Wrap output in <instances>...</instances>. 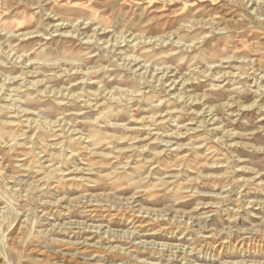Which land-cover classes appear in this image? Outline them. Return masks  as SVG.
I'll return each instance as SVG.
<instances>
[{
	"label": "rangeland",
	"instance_id": "374dc122",
	"mask_svg": "<svg viewBox=\"0 0 264 264\" xmlns=\"http://www.w3.org/2000/svg\"><path fill=\"white\" fill-rule=\"evenodd\" d=\"M252 2L0 0V264H264V11ZM57 17L108 26L111 45L85 42L91 28L53 33ZM130 55L171 67L187 88L134 72ZM221 69L230 75L214 80ZM210 107L215 123L195 114ZM142 124L189 146L171 151ZM134 227L150 249L134 247ZM161 242L190 253L169 257Z\"/></svg>",
	"mask_w": 264,
	"mask_h": 264
},
{
	"label": "bare ground",
	"instance_id": "6f19581e",
	"mask_svg": "<svg viewBox=\"0 0 264 264\" xmlns=\"http://www.w3.org/2000/svg\"><path fill=\"white\" fill-rule=\"evenodd\" d=\"M251 1H253L251 4H255V3H258V5H260V7H262L263 8V11H264V1H260V0H251ZM51 16V15H50ZM56 16V15H55ZM54 16V17H55ZM53 18V17H52ZM55 19H58L57 20V22L56 23H54V24H52V27H51V25H50V27L52 28V32L53 33H57V32H59V31H63V32H61V33H64V32H67V35L68 34H73V33H75V32H80V34H82V35H84L85 34V30L86 29H89V28H91L92 29V31H93V33H91V34H89V35H87V36H85V39H86V41L85 42H87V43H91L92 42V40L94 39V41L96 42V44H99V46L101 47V46H103V44H106V43H108V44H110L111 45V39H105V36H107L108 34H109V32L111 31V30H109L108 28V26H105V25H101V26H99V25H97L96 27H94V28H92V26H93V19H91V18H89V19H83V18H77V19H75L74 20V22H72V21H66V20H59V18L57 17V18H55ZM54 19V20H55ZM55 22V21H54ZM68 28V30H65V29H67ZM35 33H37L36 31H34V32H27V33H22V34H20V35H22V36H24V37H26V36H29V35H32L33 36V34H35ZM38 33H40V32H38ZM5 34H7L8 35V37L9 36H16L17 34H14V33H6L5 32ZM51 34V33H50ZM2 35H3V33H2ZM78 35V34H77ZM97 35H104V36H102V37H97ZM47 36V35H46ZM114 36V35H113ZM116 36V35H115ZM120 36V35H119ZM118 36V37H119ZM123 36V35H122ZM121 36V37H122ZM31 37V36H30ZM29 37V38H30ZM71 37V36H70ZM125 37V36H124ZM116 42H119V43H121V41L122 40H119V39H115V37L113 38ZM127 39V38H126ZM100 40H104L103 41V43L100 41ZM128 40V39H127ZM142 40H144V41H142ZM129 41H133L134 43H132V44H135V45H139V43H144V44H153V45H159V44H161L162 43V41H165V39L163 38V37H161V35L160 36H143V37H137L136 35L134 36V37H131V39H129ZM124 42V41H123ZM178 42V41H177ZM125 43V42H124ZM165 43V42H164ZM118 45V44H117ZM108 46V45H107ZM106 46V47H107ZM115 46H116V43H115ZM120 46V45H119ZM123 47V46H122ZM10 51V50H9ZM113 51V50H112ZM120 53H123V52H120ZM126 55V54H125ZM116 56V54H114V57ZM6 57L8 58V59H14V62H16V64H18L17 62H20V63H22V65H23V67H24V69H25V73L27 74V75H33L34 76V74H35V67H33L34 65L32 64V63H30V62H26V61H22V59H20V60H17L16 58H20V57H22V56H20V57H14L11 53H9V54H6ZM116 58V57H115ZM117 58H120V57H117ZM66 60V59H65ZM122 60H128L129 62H128V64H129V66L131 67V69L132 70H134V72H139L140 70H145V72H148V71H150L151 72V75H152V79H154L155 81H159V82H161L162 81V79L163 78H170V84H169V91H172V90H174V89H177V90H179V91H181L182 89H181V86L183 87V86H185L186 84H188L189 83V80L190 79H188V78H186V76H179L178 77V73H177V71L176 70H174V69H172L171 67H169V66H165V67H159V66H152V65H147L146 64V61H142L143 63H141V61H140V59L139 58H137V56H133V55H130V56H126V57H123L122 58ZM54 62V61H53ZM52 62V64H50V65H58V64H61V62L60 63H58V61H57V63H53ZM56 62V61H55ZM51 63V62H50ZM19 65V64H18ZM22 67V66H21ZM75 67L76 68H74V69H79L80 70V68H82L81 67V65L80 64H76L75 65ZM237 67H241V65H238V66H234V68H237ZM210 68H211V66H210ZM213 68V67H212ZM255 69V68H254ZM259 70H260V74L261 75H259V79L261 78V79H264V67H262V66H260L259 68H258ZM87 70H89V68H87ZM205 72V74H206V72H208V71H204ZM37 73V72H36ZM140 73H143V72H141L140 71ZM170 74V75H169ZM209 74V73H208ZM236 74V73H235ZM234 74V75H235ZM213 75V78H214V80H218V81H221V80H225V79H227L228 78V76L230 75V72L229 71H227V70H223V69H221V70H219V71H213L212 73H211V76ZM26 76V75H25ZM145 79V78H144ZM151 79V78H150ZM8 82H10L11 80H13V78H5L4 79V81H3V83L4 84H1V85H3L4 87H5V85H7V81ZM28 80V79H27ZM42 80V79H41ZM39 81L38 83L40 84L42 81ZM149 82V81H148ZM147 82V83H148ZM32 84V83H31ZM167 85V84H166ZM178 85H180V88H178ZM33 86V85H32ZM7 87V86H6ZM37 87V86H36ZM186 87V86H185ZM165 88V87H164ZM187 88V87H186ZM1 89V88H0ZM5 89H7V90H11V91H15L16 89H10L9 87L8 88H5ZM19 89V88H18ZM181 89V90H180ZM55 90V89H54ZM53 89L52 90H50V89H48V90H46V89H40V91H41V94H46V95H54V94H57V93H59L60 91H58L57 93L54 91ZM1 91H2V89H1ZM0 91V92H1ZM72 91V90H71ZM71 91H67V92H65L64 93V95H69V96H71V97H74V96H76V93H73V92H71ZM168 91V90H167ZM188 91V90H187ZM16 92V91H15ZM170 94H173V96L175 97V99L176 98H178V99H181L182 97L184 98V96H182L181 95V93H183V92H169ZM60 94H62V93H60ZM188 94V93H187ZM186 94V95H187ZM79 95V94H78ZM10 96H12V94H10ZM191 96V95H190ZM186 97V96H185ZM79 98V97H78ZM81 98V97H80ZM76 99V98H75ZM190 99H192L191 97H190ZM201 99H203L202 97H198V96H195V104H197V103H199V101H201ZM114 101V100H113ZM194 101V99L192 100V102ZM87 102V101H86ZM191 102V101H190ZM89 103V102H88ZM99 103V102H98ZM92 104V103H91ZM90 104V105H91ZM101 104V103H100ZM99 104V105H100ZM18 107H20V105L18 106ZM21 107H23V106H21ZM17 109V108H16ZM205 109V108H204ZM25 110V109H24ZM24 110H21V112L23 113V115L26 113V112H24ZM196 110V109H195ZM213 108L212 107H210L208 110H204V111H196L195 112V114L196 115H203V117L202 118H204V120L207 122V123H209V121L211 120V123H215V119H213ZM18 111H20L19 109H18ZM25 111H27V110H25ZM174 111V110H173ZM193 111V110H192ZM240 111V110H239ZM206 112H208V113H206ZM170 113V112H169ZM28 114V113H27ZM208 114V115H207ZM205 116V117H204ZM211 116V117H210ZM216 116V115H215ZM22 117V116H21ZM24 117V116H23ZM148 118V117H147ZM150 119V118H149ZM38 119H36V121H37ZM165 120V119H164ZM24 121H25V125H27V126H30V127H34L35 125H36V121L35 120H33V119H31V117L30 118H25L24 119ZM39 121V120H38ZM149 121V120H148ZM44 122V121H43ZM157 122V121H156ZM24 123V122H23ZM61 123V122H60ZM158 123H160V121L158 122ZM46 124H48L49 126H52L53 127V130H54V127H58V126H66L67 127V124H66V121H64L63 123H61V124H59V125H57L56 124V122H53V123H51V122H46ZM196 124V123H195ZM200 124V123H199ZM39 125H41V124H39ZM42 125H44L43 123H42ZM142 125H144L145 127H147V128H149L150 129V132H151V130L152 129H154V128H151L150 127V125H147V124H142ZM202 125V124H201ZM47 126V125H46ZM186 126V125H185ZM200 125H195V128L194 127H185V132L187 133L188 131H198V127H199ZM37 127V126H36ZM35 127V128H36ZM40 127V126H39ZM48 127V126H47ZM220 127V126H219ZM50 128V127H49ZM204 129V128H203ZM212 129H216V128H212ZM40 130V129H39ZM156 130V129H155ZM74 132H73V135L74 136H76V135H79L77 132H75V130H73ZM176 132V131H175ZM179 132V131H178ZM189 133V132H188ZM152 134H156L157 135V137L155 138V139H159L164 145H166V147H168V148H170V150L172 149V150H182V149H184V148H187V145L189 146V142L187 143V144H185V145H180V143L178 144V143H173V140H170V139H166L165 138V136L164 137H159V136H161L163 133H160V132H154L153 133V130H152ZM60 135V134H59ZM155 135V136H156ZM38 136V135H37ZM185 137V136H184ZM38 138V137H37ZM74 139H82V140H86V138H84L82 135H79V136H77V137H73ZM200 138V137H199ZM199 138H197L196 137V139H199ZM29 139V138H28ZM194 139V138H193ZM201 139V138H200ZM220 139V138H219ZM81 140V141H82ZM193 141V140H192ZM198 141V140H197ZM80 142V141H79ZM86 142V141H85ZM160 143V142H159ZM199 143V142H198ZM24 144V143H23ZM163 144H161V145H163ZM190 144L193 146L192 148H194L195 149V145L193 144V143H191L190 142ZM204 143H202L201 145H203ZM85 146V145H84ZM167 148V149H168ZM171 150V151H172ZM183 151V150H182ZM196 151V150H195ZM198 152V151H197ZM79 153V152H78ZM197 154V153H196ZM52 168V167H51ZM82 177V176H81ZM190 177V176H189ZM79 179V178H78ZM39 183V182H38ZM187 189V188H186ZM214 208V207H213ZM1 213H4L5 211H4V209H2L1 211H0ZM82 223V222H81ZM77 225V224H76ZM80 225V224H79ZM63 226V225H62ZM68 227V226H67ZM86 227V226H85ZM89 227V226H88ZM95 227V226H94ZM98 227V226H97ZM69 228V227H68ZM70 228H72V227H70ZM76 228V227H75ZM78 228V227H77ZM79 228H82V227H79ZM84 228V227H83ZM87 228V227H86ZM93 228V227H92ZM85 231V230H84ZM91 231V230H90ZM126 235H128L127 237L128 238H131L132 236H133V239H131V240H135L134 242V247L135 248H143L144 250H146V249H150L151 247V241H149L148 239H142L141 238V236H140V233H139V229H137V227H134V229H133V231L131 232H126ZM121 238H123V239H125L126 237H124V235H121L120 236ZM105 238V237H104ZM103 238V239H104ZM110 238V237H109ZM88 240V239H87ZM90 240V239H89ZM129 240V239H128ZM153 241V240H152ZM83 242V243H82ZM81 243L83 244V246H84V248L87 246V245H91V243H84V241H82ZM86 242V241H85ZM88 242V241H87ZM109 242V241H108ZM80 243V244H81ZM243 243V242H242ZM153 244V243H152ZM130 246V245H129ZM158 246H160L159 248H160V250H159V252L161 251V252H164V253H167V255L169 256V257H171L170 256V252H172V251H178V252H181V250H184V251H187V252H185L184 254H185V256H186V253H190V250L188 249V248H190V246L189 247H182V244L181 243H178V244H173V243H169V242H161V243H158ZM91 247V246H90ZM123 247L124 246H121V245H116V246H114V247H112L113 249L114 248H118V249H123ZM128 248V247H127ZM134 248V249H135ZM158 248V249H159ZM131 249V248H130ZM133 249V250H134ZM154 249L155 248H152V250L154 251ZM191 249V248H190ZM199 249V248H198ZM119 250V251H120ZM133 250H131V251H133ZM192 250H194L195 251V248H192ZM191 250V251H192ZM128 251V250H127ZM172 253H174V252H172ZM182 253V252H181ZM128 254V253H127ZM131 255V254H130ZM189 255V254H188ZM7 257V256H6ZM183 257V256H182ZM185 259V258H184ZM10 261V260H9ZM9 264H12V263H9Z\"/></svg>",
	"mask_w": 264,
	"mask_h": 264
}]
</instances>
